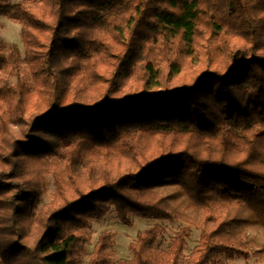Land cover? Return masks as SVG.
I'll list each match as a JSON object with an SVG mask.
<instances>
[{"label":"trees","instance_id":"obj_1","mask_svg":"<svg viewBox=\"0 0 264 264\" xmlns=\"http://www.w3.org/2000/svg\"><path fill=\"white\" fill-rule=\"evenodd\" d=\"M0 264H82L93 221L183 220L111 231L87 264L264 261V0H0ZM195 211L180 210L164 190Z\"/></svg>","mask_w":264,"mask_h":264},{"label":"rangeland","instance_id":"obj_2","mask_svg":"<svg viewBox=\"0 0 264 264\" xmlns=\"http://www.w3.org/2000/svg\"><path fill=\"white\" fill-rule=\"evenodd\" d=\"M19 25L10 21L6 17H0V42L4 45L16 44L21 46ZM170 201L175 204L180 210L186 211L190 215H195V211L188 205V200L182 196L177 195L170 190H164ZM153 224H159L163 227V232L160 237L156 240L157 246L165 249L171 239H173L183 228H188V236L185 237L186 245L183 253L187 255L198 241V236L200 231L191 225H188L183 220H146L131 216V224L123 225L117 215L115 214L113 208L110 209L106 215L93 221L90 227L91 239L86 244V252L84 254V260L82 264H87L86 255L90 253L95 245L96 238L98 234L102 231H111L113 233L110 247V257L112 256L113 263H119L130 259V244L135 240V237L139 231L144 230ZM246 233L249 237H254L257 242L264 244V231L254 225L246 226ZM256 247H251L248 257L244 256H228L219 255L217 256L211 264H264V261L260 260L254 253Z\"/></svg>","mask_w":264,"mask_h":264}]
</instances>
